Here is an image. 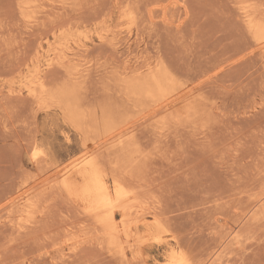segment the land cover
I'll list each match as a JSON object with an SVG mask.
<instances>
[{
	"label": "rangeland",
	"instance_id": "obj_1",
	"mask_svg": "<svg viewBox=\"0 0 264 264\" xmlns=\"http://www.w3.org/2000/svg\"><path fill=\"white\" fill-rule=\"evenodd\" d=\"M263 33L264 0H0V264H264Z\"/></svg>",
	"mask_w": 264,
	"mask_h": 264
},
{
	"label": "bare ground",
	"instance_id": "obj_2",
	"mask_svg": "<svg viewBox=\"0 0 264 264\" xmlns=\"http://www.w3.org/2000/svg\"><path fill=\"white\" fill-rule=\"evenodd\" d=\"M245 14V13H244ZM245 16V15H244ZM248 19V22L253 23L252 19L254 20L253 16L250 14H247L246 17ZM250 23V24H251ZM259 23H255L254 25L252 24L251 26L255 27L256 29H261L260 27L262 26H258ZM263 30V29H262ZM261 32V31H260ZM263 32V31H262ZM261 34V33H260ZM259 34V35H260ZM264 34V33H263ZM258 38H262L259 37ZM259 40V39H258ZM63 44V43H62ZM153 74V73H152ZM171 83V82H170ZM38 87V86H37ZM45 87V86H43ZM42 87V88H43ZM36 88V87H35ZM40 87V89H42ZM46 88V87H45ZM140 88L144 91L145 95L148 97V99H152L153 103V109L151 110V113H155L157 112V115L160 113V110L164 111L167 109L169 111V109L171 110L174 106L177 105L178 101L181 100L183 98V94L178 92V93H174V91L172 90V87H169V84L167 83L166 80H164L160 75H156L153 74V76L151 77V79L149 81H145V82H141L140 84ZM32 89V88H31ZM140 89V90H141ZM33 90V89H32ZM35 90V89H34ZM45 91V89H42ZM37 92V90H36ZM66 92V91H65ZM177 92V91H176ZM35 93V91H34ZM67 93V92H66ZM33 94V92L31 93ZM34 95V94H33ZM42 95V94H41ZM142 95V94H141ZM36 96V95H35ZM144 96V94H143ZM144 98V97H143ZM67 99V98H66ZM147 100V99H146ZM144 103V102H143ZM185 103V102H184ZM150 104V102L148 103ZM151 106V104H150ZM180 106V105H179ZM149 109V108H148ZM163 111V112H164ZM172 111V110H171ZM150 113V112H149ZM162 113V111H161ZM143 116V115H142ZM151 117V116H150ZM58 173V171H57ZM66 176V175H63ZM67 177V176H66ZM65 178V177H64ZM67 179V178H66ZM65 179V180H66ZM67 184V182H66ZM92 195V194H91ZM7 204V203H6ZM14 207V206H13ZM2 208V207H1ZM96 213V212H95ZM26 218V217H25ZM113 219V217L108 216L106 220H108L109 222ZM115 220V219H114ZM113 221V220H112ZM26 222V221H25ZM108 222V223H109ZM110 224V223H109ZM116 224V223H115ZM20 225V224H19ZM31 225V224H30ZM112 225V223H111ZM117 225V224H116ZM115 225V226H116ZM14 227V226H13ZM113 228V226H112ZM116 228V227H115ZM26 230V229H25ZM31 232V231H30ZM112 233V232H111ZM117 233V232H116ZM16 235V234H15ZM16 237V236H14ZM16 239V238H15ZM113 239V238H112ZM13 242V241H12ZM3 243V242H2ZM16 243V242H15ZM26 243V242H25ZM1 248V247H0ZM11 251V250H10ZM4 255V254H3ZM10 264V263H9Z\"/></svg>",
	"mask_w": 264,
	"mask_h": 264
}]
</instances>
